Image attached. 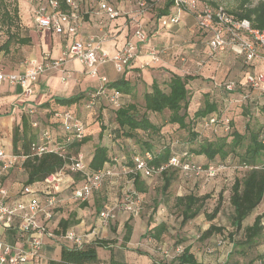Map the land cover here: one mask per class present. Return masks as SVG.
Wrapping results in <instances>:
<instances>
[{
    "label": "built area",
    "instance_id": "2783aa9c",
    "mask_svg": "<svg viewBox=\"0 0 264 264\" xmlns=\"http://www.w3.org/2000/svg\"><path fill=\"white\" fill-rule=\"evenodd\" d=\"M136 13L144 14L149 3L147 0H136ZM65 10L60 9L58 0H47L45 3H36L33 18L37 28L52 31L56 35L77 36L80 32L83 20V12L78 0H63ZM173 7L178 12L188 11L195 15L199 29L207 32L208 49L211 53L222 52L226 49L232 50L235 54L241 55L245 63H251L258 54V49L264 50V30H260L251 25L246 19H236L221 6H210L204 4L198 9L197 0H173ZM102 12L109 18H114L118 12L106 2L100 1L95 12ZM178 15H172L170 22L176 23ZM102 26V22L100 23ZM137 42H144L146 35L137 28L134 31ZM105 33L92 35L83 40L75 38L72 43L65 47L58 58H52L49 54H44L40 63L28 64L21 73H7L0 68V86L4 83L18 85L24 97L31 95V84L37 78L46 73L59 72L60 79L65 82L70 78V73L64 69V65L70 59H75L83 66L86 75L98 77L99 87L90 93L87 99V108L95 106L98 99H104L110 107L117 109L121 99L118 91H107V78L98 76V68L107 62H112L117 73L123 74L130 70L133 60L137 58L136 50L138 43L127 41L125 45L109 55L102 48V44L108 40ZM152 59L157 58L155 50L150 52ZM245 87L261 95H264V71L256 73H246L241 83L229 81L222 85V88L231 92L238 87ZM54 120L63 133L61 143H57L51 132L42 129L37 139L29 143V157H41L45 154L54 153L64 156L65 145L73 142H82L85 137V127L83 122L76 115L69 111L56 112ZM221 125L223 130H229V120L220 119L216 114L210 116L205 122V126L215 128ZM32 127L36 128L37 123L33 122ZM264 142V129L262 133ZM77 158H69L61 169L47 176L40 186H23L17 199H9L7 190L0 184V228L16 229L15 243L9 244L0 239V264H28L36 263L42 256L44 238L56 239L66 242L68 248L80 249L85 244V235L78 234L69 229L65 232L59 231L56 234L48 228L54 209L59 202L58 194L62 190V184L67 176L79 173L83 179L81 186L73 191L74 201H86L92 193L99 190L105 177L113 175L111 170H100L89 174L86 164L82 161V155ZM187 152L173 154L165 165L154 167L149 165L153 155L146 152L142 158H135V166L132 169H124L126 174L140 173L143 177L151 178L159 175L168 167L177 168L180 176L186 180L203 179L204 183L215 179L229 167L224 164L207 166L195 162L182 161L187 157ZM26 155L7 154L0 149V172L11 168L18 159H27ZM183 157V158H182ZM233 168L246 169V166H234ZM193 183V185H194ZM26 198V199H25ZM140 197L135 190L129 189L121 195L119 201L113 206L102 210L99 213L100 225L108 226L116 218L117 213L127 212L135 216L141 211Z\"/></svg>",
    "mask_w": 264,
    "mask_h": 264
},
{
    "label": "trees",
    "instance_id": "16d2710c",
    "mask_svg": "<svg viewBox=\"0 0 264 264\" xmlns=\"http://www.w3.org/2000/svg\"><path fill=\"white\" fill-rule=\"evenodd\" d=\"M148 1V0H147ZM173 6V0H167L163 9L158 12L159 15H168L170 8ZM236 19H246L251 25L260 30H264V0H241L234 10L228 12ZM17 15V8L15 0H0V23L5 25V20L8 22L10 19L14 21ZM10 21V22H11ZM4 23V24H3ZM11 23H8V25ZM28 41H20V44H26ZM245 63V62H244ZM250 64V63H245ZM259 71H250L247 73H256ZM194 80V77L182 76L176 74L174 71L170 73L168 79L164 80L161 84L154 80L149 89L145 88L142 83H130L129 81L119 79L112 83H107V91H118L121 94L119 107L113 111V124L110 127L109 134L112 135L114 144L117 147L123 148L127 139L133 140L137 145L136 151L131 152L128 165L126 169H132L135 166V158H142L146 152L153 155L149 165L159 167L165 165L168 159L173 154H182L187 152L188 156L183 158L182 161L194 162L197 157L202 156L207 158L208 162L203 164L218 165L226 163V158L233 155L238 161L233 166H246V169L237 171L233 178L229 202L232 207L231 226L233 231L228 233V239L231 243V256L237 255L244 257L247 253L258 246L264 239V227L262 220L264 212L255 215L250 222L249 218L252 216L253 211L260 205L264 198V142L262 141V133L264 125L257 127L255 130H247L246 133H241L239 130L232 128L229 124V130L223 136H216L214 139H207L201 132L205 128L204 122L213 114L220 118V106L217 102L209 99V95H203L202 104L193 111L190 115L188 108L191 99L189 91V83ZM224 84V83H223ZM143 86L142 105L139 106L135 103L136 95L139 93V87ZM163 85V87H161ZM238 89H246L245 87H238L237 89L228 92L233 94ZM83 99V95H76L69 98H55L54 103L58 106H63L61 111L69 110L70 106L77 104ZM249 102V101H246ZM45 103L43 106H48ZM245 106L248 104L245 103ZM88 109V108H86ZM90 110V109H88ZM57 111H52L53 114ZM260 112L264 115V103L260 107ZM151 115H160L165 118L162 119L160 124L153 123L150 119ZM247 115V113H245ZM221 119V118H220ZM23 128L21 132L15 131L13 135V152L17 155L22 154L28 156L23 163L24 171L26 172V180L24 186L32 185L42 182L47 176L61 169L66 163L69 162L70 155L60 156L54 153L45 154L41 157H29V143L35 138V134L29 129L25 120L22 121ZM53 128L50 129L53 138L58 143V140L63 139L62 131L57 132L58 123H52ZM175 126L178 131H185L187 133V141L191 146L188 150L176 152V147L173 142L169 141L159 142L160 132L163 126ZM205 126V127H204ZM213 128V127H212ZM57 132V133H56ZM104 132V127L101 128V133ZM231 138L230 141H227ZM88 141L83 138L81 143L73 142L68 145V148H74L75 154L78 152L82 144ZM19 143V146H18ZM109 146H102L97 144L93 148L92 158L86 167L89 174L96 173L100 170H110L116 162L115 158L109 156ZM185 149V148H184ZM216 159V160H215ZM107 165V166H106ZM106 166V167H105ZM237 170L238 168H233ZM236 173V172H235ZM132 180L133 188L137 193H146L147 183L145 178L140 173L127 174ZM159 175L162 178V191L166 192L171 186L172 182L180 175L177 168L168 167L163 170ZM220 176V175H219ZM217 176L216 178L218 179ZM76 179H82L79 173L76 174ZM109 177H105L103 181L108 182ZM216 179V180H217ZM83 181V179H82ZM103 183V182H102ZM200 183L195 182L193 189L185 195L176 197V203L180 208L181 221L180 225L185 226L190 221L196 219L200 214H203L205 219L209 222L213 221L221 207V197L216 201L211 212H203L205 205L209 199L208 195L197 196L195 187H199ZM196 188V189H197ZM127 213V212H123ZM128 214V213H127ZM132 216V215H131ZM151 221L149 220L148 235L155 241H160L165 233L168 232V226L165 222L159 223L149 227ZM70 225L65 220L59 223V230H53L56 234L59 231L65 232L69 229ZM125 232L123 241L127 242L131 235V227L125 223ZM223 229L216 227L215 224L210 226L201 233L199 240L203 241L210 238L217 232H222ZM237 236V239L235 238ZM107 240H96L92 244L83 246L80 249L61 247L60 258L58 261L50 260L45 264H98L96 248L107 247ZM183 241L175 243V246L181 245ZM198 261L195 255L191 252L190 246H185L181 253L174 256V259L168 264H203ZM110 264H126L119 263L110 258ZM234 264H238L237 262ZM247 264H255L250 260Z\"/></svg>",
    "mask_w": 264,
    "mask_h": 264
},
{
    "label": "crops",
    "instance_id": "0c3cea01",
    "mask_svg": "<svg viewBox=\"0 0 264 264\" xmlns=\"http://www.w3.org/2000/svg\"><path fill=\"white\" fill-rule=\"evenodd\" d=\"M46 1L47 0H15V6L17 8L16 18L14 21L9 19L7 22L5 20V25L0 23V68L3 69V71L7 73H21L28 64L40 63L46 53L52 58H58L65 47L70 45L75 38L85 40L89 36L102 33H105L109 38L102 44V48L110 56L120 50L127 41L138 43V48L136 50L137 58L133 60L130 70H126L123 74H119L115 71L112 62H107L98 68V76H105L108 81L107 83L123 79L130 83H142L145 88L149 89L152 81L156 80V78L161 75V72L164 71L160 70L159 67H170V65H166V56L168 54L161 56L158 54V51H155L158 57L152 59V56L148 53V49L152 47L159 49L161 45L157 43V36L164 35V33H161L163 29L180 26L179 21L176 23L170 22V17L176 14L171 8L168 15L161 16L158 13L157 15H151L145 12L139 18H136V0H133L134 2L131 6H129L125 0H78L81 5V11L84 13L82 26L77 36H69L56 35L50 30L36 27L33 18L35 5L36 3H45ZM58 1L60 3V9L65 10L66 7L63 0ZM100 1L106 2L108 5L112 6L118 12V15L114 18H109L102 12L96 14L95 12L98 9V3H100ZM129 19H131V21H128ZM101 22L102 26L100 25ZM8 23L11 24L8 25ZM138 27L141 28L146 35V40L142 43L137 42L134 37V31ZM190 30L193 31L192 29ZM173 37L174 35H169L168 39L170 40V38H172L174 42L175 39ZM23 40L28 42H26V44H20V41ZM173 46L174 45H172V47ZM167 48L171 49V46ZM143 65H145V67ZM64 69L70 73V78L68 80L62 82L59 72L42 74L31 84L32 92L29 97H24L21 94V88L18 85L4 83L0 86V149H3L7 154L17 155L13 152V135L15 131L21 132L23 120H25L29 129L35 134V140L38 138L42 129L51 131L50 129L53 128L52 123L55 120L54 117L51 118L52 111L59 112L64 108L54 103L55 98H69L76 95H83V99L77 103L79 104L83 100L87 101L89 94L96 91L99 87L98 77L86 75L79 61L70 59L65 63ZM175 73L181 75L178 72ZM137 77H140V80H138ZM104 102L105 100L103 98L98 100V104L101 106L105 105ZM45 103H49V105L46 107L43 106ZM192 103L193 110L195 111V103ZM71 107L76 109V103L70 106V108ZM42 120L46 123H43ZM33 122L37 123L36 128L32 127ZM57 130V132H61L59 127H57ZM110 131L111 130H107L101 133L102 139L101 143H99L100 145L108 146L109 141L107 142V140L111 141V139H109L111 138V134H109ZM105 141L107 144H104ZM78 154L86 157L85 164L88 166L92 158L93 149L85 145L83 151H79ZM25 160L26 159H18L11 168L0 172V184L7 190L9 199L12 201L19 198L18 192L16 193L15 189L20 188L21 190L26 180V172L23 168ZM115 166L116 164L112 165L110 168L113 175L109 177L108 181L112 180L115 176ZM122 172L127 176L126 181L128 182V186L130 185V188L134 190L132 180L125 173L124 168ZM15 175L20 176L22 184L15 182L17 177ZM82 183V179H76V174L65 178L62 184V190L58 194L59 202L54 209L51 221L48 223V228L51 230H59L60 221L65 220L70 223L67 229H72L78 234L85 235L84 246L92 244L100 239L110 241L107 242L108 245L106 248H96L99 260L98 264H110L109 261L111 257L119 263L156 264L154 259L150 256H143L141 259H137V257H130L126 254L129 246H132L130 245L131 243L129 244V241L133 242L135 241L134 239L138 240L142 237L146 233L149 220L151 224L152 220L147 218L145 224H143V220L138 217L139 214L131 216L130 214L119 212L107 228L102 227L98 216L99 213L106 208L113 207L121 196L119 194L117 197L109 198L106 188L108 182L103 181L100 189L94 191L88 200L83 202L74 201L72 199L73 191L78 189ZM21 185L22 187H20ZM32 185L40 186L41 182ZM192 189L193 187H190L188 191L184 190V194ZM138 195H144V193H138ZM91 200L92 202H90ZM70 202H72V204H70ZM254 216L252 215L248 222H250ZM148 217H150V215ZM202 219L206 223L209 222L204 219V216H202ZM203 221L200 219L199 223ZM125 223H128L131 227V235L127 242L123 241ZM262 224L264 227L263 220ZM115 226H118L116 231H114ZM209 226V224L206 225L204 230ZM120 235L122 236L121 241ZM15 237V228H0V239L4 242L14 244ZM43 242L40 260L36 263L31 262L28 264H45L50 260L58 261L61 247H68L66 242L56 239L44 238ZM49 250L52 256L49 255Z\"/></svg>",
    "mask_w": 264,
    "mask_h": 264
},
{
    "label": "rangeland",
    "instance_id": "374dc122",
    "mask_svg": "<svg viewBox=\"0 0 264 264\" xmlns=\"http://www.w3.org/2000/svg\"><path fill=\"white\" fill-rule=\"evenodd\" d=\"M125 1L129 6L133 5L134 2L133 0ZM166 1L167 0H148L149 7L146 13L157 15L158 11L164 7ZM240 1L241 0H197L198 9L204 4H208L212 7L221 6L228 12L234 10ZM171 9L178 15L180 26L163 29L161 33H164V35L157 36V43H159L158 45H161L159 46V49L153 47L148 49L149 54L152 49L158 51V54L161 56L168 54L166 56V65L172 67L167 68L160 66L159 69L164 70V73L161 72V75L157 77L156 80L161 84L164 80L168 79L170 73H173V71L180 73L182 76L194 77V80L189 83L191 106L189 104L190 108H188V111L190 115H192L194 111L192 102L195 103L196 110L199 105L202 104L204 98L203 95L208 94L209 99L217 102L220 106V118L228 119L229 124L231 123L233 129L239 130L241 133H246L247 135V130H255L257 127L264 125V115L260 112V107L264 103V95L248 88L244 90L238 89L237 92L228 94L222 88L223 83L229 81H234L235 83L243 82L247 72L264 71V50L258 49L257 57L250 64H245L243 57L235 54L230 49L211 53L207 46L209 36L207 32L199 29L195 15L188 11L181 10V12H178V10L173 7H171ZM141 15L142 14L137 15L136 18H139ZM128 21H131V19ZM169 35H174V42L172 41V38H170V40L168 39ZM172 45L174 46L172 47ZM170 46L171 49L167 48ZM143 66L145 67V65ZM137 79L140 80V77H137ZM161 87H163V85H161ZM139 88L135 103L141 106L143 103L141 98V95L143 94V86L141 85ZM104 103L105 105L101 106L97 101L95 106L88 108L90 109L88 110L86 109L87 101L83 100L79 104H76V109L73 107L68 108L83 122L85 127V138L88 139L84 144L88 145L91 149L101 143L102 138H99L101 128L104 127V131H107L111 129L110 127L113 124L112 113L114 109L110 107L106 101ZM245 103L248 105L245 106ZM245 113H247V115H245ZM163 118L165 117L160 115L150 116L151 121L156 124H160ZM246 126L248 128L247 130ZM205 128L209 129H203V132L201 133L207 139H214L216 136L220 137L225 133L220 124L215 128L209 126H206ZM187 138L188 136L185 131H178L175 126L170 127L166 125L162 127L160 138L157 140L159 142H163V140L169 141L170 143L173 142L176 147L175 151L179 153L182 150L190 149L191 144L187 141ZM109 139H112V135ZM230 139L231 138H228L227 141H230ZM108 141V146L110 147L108 154L110 158L116 159V162H112L116 164L114 169L115 176L112 180L108 181L107 187L105 186L108 190L109 198H111L117 197L119 194L121 196L129 189H132L130 188V185L128 186V182L126 181L127 176L122 170L123 168L126 169L128 165L131 154L129 151H136L138 147L134 141L130 139L125 141V146L123 148L117 147L113 140H111L112 142L110 140H107V142ZM107 142L105 141L104 144H107ZM58 143H61V140H58ZM84 144L81 145L78 152L83 151ZM63 151L64 156L70 155L71 157L69 158L72 159L78 157V152L75 154V149L72 147L68 148V146L65 145ZM82 157V161L86 163V157ZM236 161L238 160L230 154L229 157L226 158V163L230 164V166H228L229 169L221 173L218 179L215 178L206 183H204L203 179L197 181L200 183L198 188H194L197 196H209L203 212H211L216 201L221 197L219 213L213 222L208 223L203 221L202 216L204 215L200 214L187 225H180L181 213L175 199L176 197L185 195L184 190L188 191L190 187H193L194 180H186L182 176L177 175V178L172 182L167 191L163 192L161 175H154L151 178H145L147 191L144 195L139 196L141 201V211L138 217L143 220V224H145L147 218H150L152 224H150L149 227L165 222L168 226V232L163 235L160 241L153 240L147 236L148 232H146L138 240L134 239L135 241L133 242L129 241V244L131 243L130 245L132 246H129L128 249L126 248V254L130 257H137V259H141L143 256H150L154 259L156 264H168L174 259L175 255L181 253L185 246H190L191 252L195 255L196 259L198 261L202 260L203 264H234L236 262L238 264H247L250 260H253L255 264H264V239L244 257L237 255L231 256L230 254L232 246L227 234L231 233L233 228L230 224L232 207L229 202V196L231 193L233 178L237 174V171L244 170L241 168L237 170L233 169V167L231 168V165L233 166ZM194 162L203 165L207 163L208 160L207 158L200 156L197 157ZM15 176H17L15 182L22 184L20 176ZM20 187H22V185ZM20 191V188L15 189V192H18V194ZM90 202H92V200ZM70 204H72V202H70ZM76 206L78 207L77 203ZM263 212L264 198L260 205L253 211L252 215L254 216ZM149 215L150 217H148ZM200 219L203 222L199 223ZM210 223H214L216 227L222 228L223 231L213 234L206 240H199V236L205 231L204 229L206 225H210ZM105 227L107 228L108 226ZM117 229L118 226H115L114 231ZM119 237H121V239L119 238L121 241L122 236L120 235ZM235 238L237 239V236ZM179 241H183L182 244L175 246V243ZM48 253L52 256L50 250Z\"/></svg>",
    "mask_w": 264,
    "mask_h": 264
}]
</instances>
